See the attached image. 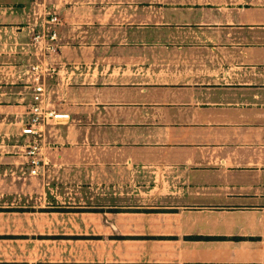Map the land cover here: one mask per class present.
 Wrapping results in <instances>:
<instances>
[{
  "label": "crops",
  "instance_id": "obj_1",
  "mask_svg": "<svg viewBox=\"0 0 264 264\" xmlns=\"http://www.w3.org/2000/svg\"><path fill=\"white\" fill-rule=\"evenodd\" d=\"M141 1L82 0L78 19L71 0L66 30L53 4L70 119L46 126L81 131L69 142L97 202L35 209L24 188L4 194L0 264H264V0ZM31 10L0 0V57L26 58ZM118 167L154 197L126 204Z\"/></svg>",
  "mask_w": 264,
  "mask_h": 264
},
{
  "label": "rangeland",
  "instance_id": "obj_2",
  "mask_svg": "<svg viewBox=\"0 0 264 264\" xmlns=\"http://www.w3.org/2000/svg\"><path fill=\"white\" fill-rule=\"evenodd\" d=\"M77 1L80 2L77 3L75 11L79 15L78 19H81L82 0ZM143 1H141L140 8L145 4ZM46 4L50 7H53V4H58L61 11V19L63 20V28L66 30L71 26L73 17L71 13L67 12H72L73 10L71 7L74 4L71 0H46ZM110 5L112 4H107V6ZM63 44L66 46L70 45L66 41ZM19 48L21 49V47ZM21 50L24 52L23 49ZM16 51V48L11 49V56L16 55ZM25 56L28 59H24L22 55L10 59L3 58V56L0 57V199L8 192L17 195L14 190L21 187L25 189L26 193L24 196L21 193L20 204L23 207L25 204V208L34 207L38 209L40 206H45L46 208V206H77L78 204L96 206L97 201L88 197L93 196L94 193L98 194L96 190L99 187V179L91 178V185L89 183L86 185L82 173V164L85 161L82 156L85 148L81 144L72 145L74 143L69 142V140L73 139H82L81 131L75 132L74 136V132L69 130V125L50 124L45 126L44 134L41 137L33 138L20 133V124L28 117L27 111L32 100V87L36 84V75L30 71L28 66L31 63L40 62L36 56H30L29 54H25ZM41 62L51 61L44 59ZM56 62V60L51 62L55 71L49 75L51 77L50 87L47 86V90L50 103L57 106V108H62L66 104L65 96H57L56 89L53 87L56 86L55 76L59 75L60 70L57 65L62 64L61 62ZM74 65H76L77 69H80V64ZM70 66L71 64L68 65L67 63L63 65L64 73L69 70ZM46 73L48 72L44 73L45 77H47ZM62 81V87H64L66 80L62 78ZM31 149L35 151L34 156L39 158L41 162L36 174L30 172L31 158L28 151ZM51 156L54 158L52 163H50ZM56 157L58 164L55 163ZM117 170L119 172L117 181L112 178L111 180L123 192L122 195L125 202H127L126 204L142 202L143 199L141 200V198L143 197H154L155 192L147 195L140 193L137 186L140 187L141 182L137 179L132 180L130 168L118 167ZM122 170L125 172H120ZM18 175H21V177L17 178ZM108 180L109 178L107 182ZM112 181L108 182L111 186ZM151 183L152 181L149 179L148 183L145 184L150 185ZM110 197L112 196H107V198ZM90 201L94 203H89ZM6 204L8 202L0 201V205ZM18 204L19 202H16L13 205L16 206Z\"/></svg>",
  "mask_w": 264,
  "mask_h": 264
},
{
  "label": "built area",
  "instance_id": "obj_3",
  "mask_svg": "<svg viewBox=\"0 0 264 264\" xmlns=\"http://www.w3.org/2000/svg\"><path fill=\"white\" fill-rule=\"evenodd\" d=\"M32 10L26 13L24 26L27 28L29 40L21 45L25 54L36 56L38 61L29 64L30 71L36 75V84L32 87V100L28 107V117L21 122V134L41 137L44 128L50 122L60 123L70 119V114L63 108H57L50 103L47 86L44 83L46 75L55 71L53 64L58 49L62 46L58 26L62 23L55 7L46 4V0H31ZM48 59L51 62H41ZM31 164L30 172L36 174L41 165L40 159L34 156L33 149L28 151Z\"/></svg>",
  "mask_w": 264,
  "mask_h": 264
}]
</instances>
